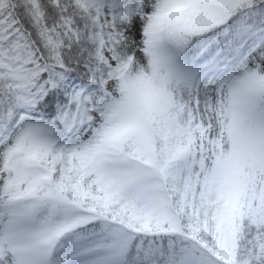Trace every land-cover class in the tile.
I'll list each match as a JSON object with an SVG mask.
<instances>
[{
    "label": "snow or ice",
    "instance_id": "1",
    "mask_svg": "<svg viewBox=\"0 0 264 264\" xmlns=\"http://www.w3.org/2000/svg\"><path fill=\"white\" fill-rule=\"evenodd\" d=\"M0 264H264V0H0Z\"/></svg>",
    "mask_w": 264,
    "mask_h": 264
}]
</instances>
